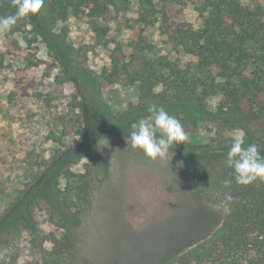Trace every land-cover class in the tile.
I'll return each instance as SVG.
<instances>
[{"label":"trees","instance_id":"1","mask_svg":"<svg viewBox=\"0 0 264 264\" xmlns=\"http://www.w3.org/2000/svg\"><path fill=\"white\" fill-rule=\"evenodd\" d=\"M186 1L45 0L38 14L19 18L11 31L4 32L13 50L32 49L41 40L54 60L51 67L61 69L56 83H73L76 93L68 112L57 119L62 134H49V140L58 145L54 156L28 162L30 180L0 224V242L4 232L21 225L37 241L31 209L44 197L50 222L65 230V236L54 237L53 248L42 253L35 264H63L65 252L76 248L75 231L91 206L94 185L105 175L104 161L94 151L97 141L111 131L129 136L131 125L147 117V108L153 103L163 106L183 127H197L203 121L240 130L246 143L256 144L264 156V127L251 128L264 120V4L204 0L203 25L195 29L173 20ZM15 11L13 0H0V16ZM81 16L89 18L98 43L107 38L108 23L115 20L120 19L131 33L126 46L117 45L110 51V66L100 76L85 67L94 47L68 44L66 25L56 31L71 17ZM156 25L168 45L191 58L189 64L184 67L158 53L147 35V28ZM7 56H13L12 51L0 49V71L8 68ZM103 83L136 87L138 104L125 113L113 114L102 100ZM34 86H21L10 100L19 94L27 97ZM215 97L220 101L211 111L208 101ZM76 128L82 129V140L68 148L64 139ZM232 139L219 136L207 145L185 143L170 149L191 172L195 196L210 204H223L226 214L218 233L164 264H264V181L249 186L235 183L233 170L226 164ZM85 158L92 163L83 172L74 171ZM226 180L231 181L227 186ZM226 195L233 197L232 202L225 201Z\"/></svg>","mask_w":264,"mask_h":264},{"label":"rangeland","instance_id":"2","mask_svg":"<svg viewBox=\"0 0 264 264\" xmlns=\"http://www.w3.org/2000/svg\"><path fill=\"white\" fill-rule=\"evenodd\" d=\"M241 1L246 6L264 4V0ZM203 3L204 0H187L173 20L201 28ZM64 25L69 31L68 44L75 48L94 47L85 67L96 76L110 66V51L117 45L126 46L131 34L120 19L108 23L110 33L101 43L86 16L71 17L56 31L59 33ZM147 35L159 54L184 67L189 64L190 57L165 42L159 25L147 28ZM10 43L0 32V49L13 53L7 56L8 68L0 71V224L30 180L28 162L54 156L58 145L49 140V134H62L57 119L68 112V104L76 93L73 83H56L61 69L58 65L51 67L54 60L41 40L27 50H13ZM29 83L35 86L27 97L19 94L10 100L12 93L20 92V87ZM101 93L113 114L125 113L138 104L136 87L103 83ZM219 101L220 97L211 98L209 109L214 111ZM263 127L264 120L251 124L254 130ZM183 128L189 136L185 143L199 146L210 144L214 137L233 138L240 131L203 121L197 127L190 124ZM82 134V129L76 128L64 143L71 148L82 140ZM127 139L128 135L107 132L98 140L103 145L99 150L97 141L94 151L104 161L105 175L94 185L91 206L75 231L76 248L65 252L63 264H164L220 231L226 207L195 196L192 174L176 154L169 152L167 159L153 161L142 151L134 150ZM91 163L85 158L72 169L83 172ZM61 183L64 189L65 181L61 179ZM47 207L43 197L40 205L31 209L36 221V242L22 225L3 233L0 264H35L42 253L53 248L54 237L65 236V230L50 222Z\"/></svg>","mask_w":264,"mask_h":264},{"label":"clouds","instance_id":"3","mask_svg":"<svg viewBox=\"0 0 264 264\" xmlns=\"http://www.w3.org/2000/svg\"><path fill=\"white\" fill-rule=\"evenodd\" d=\"M45 0H13L16 11L12 15L0 16V32H9L19 18H31L43 8ZM148 116L140 118L131 125L127 144L134 150L142 151L150 160L167 159L173 146L185 144L189 139L181 122L169 114L163 106L155 103L147 108ZM103 146L98 141V150ZM226 164L233 170L235 183L249 186L257 181H264V156L257 145L247 144L245 134L237 131L227 152ZM231 181H225V185ZM231 195L225 196L226 202H232Z\"/></svg>","mask_w":264,"mask_h":264}]
</instances>
